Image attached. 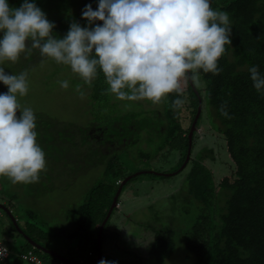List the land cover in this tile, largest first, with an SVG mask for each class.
Instances as JSON below:
<instances>
[{
  "label": "rangeland",
  "instance_id": "obj_1",
  "mask_svg": "<svg viewBox=\"0 0 264 264\" xmlns=\"http://www.w3.org/2000/svg\"><path fill=\"white\" fill-rule=\"evenodd\" d=\"M63 2L61 8L55 3L43 10L55 23L65 18L64 25H60L58 31L54 30L60 36L68 31L73 21L86 24L81 17L86 4L91 3L93 8L97 6V0ZM20 3L21 0H10L12 6ZM69 8L70 12L66 13L65 9ZM8 67V72L29 70L28 92L18 97V101L22 107H30L35 113L37 139L45 152L46 168L40 173L39 180L32 183L13 184L8 177L0 176L3 195L13 196L11 203L5 199L0 202L11 206L23 227L28 221L33 222L54 235L50 248L58 255L68 256L70 247L76 246L77 240L69 241L64 236L58 241L57 231L75 228L70 224L68 214L84 204L93 187L108 180L107 172L112 164L126 175L154 170L167 173L169 175L163 178L141 174L127 185L109 222L104 259L106 256L111 261L131 259V251L146 256L155 236L153 229L172 227L178 249L166 264H188L183 249V230L195 219V210L181 202L179 196L185 189L193 160L202 156L216 184L234 169L225 138L212 129L207 114L204 113L200 121L191 158L184 167L181 159L184 153L164 146L170 138L167 96L156 104L148 100H118L106 91L105 79H94L91 85L84 84L69 66L42 58L38 50H34L31 57L21 56ZM199 77L196 82L203 88ZM61 80H68L67 89L60 86ZM78 84L83 96L76 91ZM6 91L7 87L0 82V92ZM181 115L183 127L187 129L191 123L190 112L184 110ZM9 219L4 212L0 219V240L19 255L20 244L26 240L11 230Z\"/></svg>",
  "mask_w": 264,
  "mask_h": 264
},
{
  "label": "trees",
  "instance_id": "obj_2",
  "mask_svg": "<svg viewBox=\"0 0 264 264\" xmlns=\"http://www.w3.org/2000/svg\"><path fill=\"white\" fill-rule=\"evenodd\" d=\"M61 2L64 3L63 0H36L42 10L55 3H59L57 7L61 8ZM210 6L228 14L232 43L225 45V53L218 61L221 70L217 74L200 71L199 79L204 84L203 88L196 81L185 78L181 81L180 94L173 92L167 95L169 101L166 114L170 138L164 146L184 153V157H181L183 164L190 146V130L201 109L196 127H199L206 113L212 129L224 136L234 169L216 184L213 173L204 164L202 156L193 160L185 189L181 190L179 196L181 202L195 210V219L183 230V249L187 254L188 264H264V94L258 93L253 87L248 72L252 65H258L260 71L264 72V0H213ZM65 10L66 13L70 12V8ZM64 23L65 18L55 23L54 30L58 31L57 28ZM102 79L105 77L102 71H98L95 81ZM178 97L184 103L176 107L173 101ZM222 104H226L228 117L221 115L219 111ZM184 110H189L191 116L187 129L182 124L181 113ZM196 133L197 130L193 134V145ZM115 167L112 164L108 168V180L93 187L84 204L68 214L70 224L75 228L71 231L64 228L57 231L58 241L64 236L69 241L77 240V245L70 247L68 256L62 255L67 264L98 263L100 226L127 176L129 180L122 192L141 174L162 178L167 176L157 170L126 175L121 168L117 170ZM11 197L13 196H4L0 188V200L5 199L11 203ZM0 204L7 207L14 216V219H9L11 230L26 240L20 244L21 253L33 251L46 264H59L63 261L55 254L34 247L31 242L54 252L49 244L55 240L54 235L33 222L28 221L27 228L23 227L11 206L4 202ZM0 209L3 214L4 210ZM111 217L102 233V259ZM153 230L155 236L148 246L146 256L131 251V259L129 257L112 261H128L122 264H166L178 249L176 232L172 227ZM106 258L111 260L109 256ZM23 263L28 262L14 253L0 261V264Z\"/></svg>",
  "mask_w": 264,
  "mask_h": 264
},
{
  "label": "clouds",
  "instance_id": "obj_3",
  "mask_svg": "<svg viewBox=\"0 0 264 264\" xmlns=\"http://www.w3.org/2000/svg\"><path fill=\"white\" fill-rule=\"evenodd\" d=\"M211 2L97 0L95 9L89 3L81 12L85 25L73 21L60 36L36 0H21L19 6L0 0V82L7 87L0 92V176L13 184L32 183L46 168L35 113L18 101L28 92L29 70L8 72L10 63L38 50L42 58L69 66L87 85L102 71L106 91L118 100L156 104L173 92L180 94L183 79L196 81L201 70H221L218 61L232 43L230 20ZM248 72L253 87L264 94V72L258 65ZM59 84L69 87L68 80ZM76 91L84 95L79 84ZM183 103L179 97L173 101L176 107ZM219 111L228 117L226 104ZM98 264L118 262L101 259Z\"/></svg>",
  "mask_w": 264,
  "mask_h": 264
},
{
  "label": "water",
  "instance_id": "obj_4",
  "mask_svg": "<svg viewBox=\"0 0 264 264\" xmlns=\"http://www.w3.org/2000/svg\"><path fill=\"white\" fill-rule=\"evenodd\" d=\"M212 1H213V0H212ZM211 3H212V2H211ZM200 114H201V109H199V112H198V114H197V117H196V119H195V121H194V123H193V125H192V127H191V130H190V134H189V138H190V146H189V149H188V153H187L186 160H185V162H184V167H185V165L187 164V162L189 161V159L191 158L192 145H193V141H192V139H193V134H194V132H195L196 130H198V128L196 127V123H197V121H198V119H199V117H200ZM184 167H183V168H184ZM183 168H182V169H183ZM182 169H181V170H182ZM165 175L168 176L169 174L165 173ZM128 180H129V178H126V179L122 182V185L119 187V189H118V191H117V193H116V195H115V197H114L113 204H112V206L110 207V210H109V212H108V215H107L106 219L104 220V222H103V223L101 224V226H100V232H99V235H98V244H99V251H100V252H99V261L102 259L101 243H102V233H103L104 227H105L107 221L109 220V218L111 217L113 210L115 209V207L118 206V200H119V197H120V195H121V192H122V190H123L124 185L127 183ZM0 208H2V209H3V210H4V211L10 216L11 219H14L13 214L11 213L10 210H8L7 207H5L4 205L0 204ZM14 222H15V224H17V222H16L15 220H14ZM31 242H32V244L34 245V247L39 248V249H41V250H43V251H45V252L55 254L57 258H59V259L65 261V262L67 261L66 258H64L63 256L58 255V254H56L55 252H52L51 250H47L45 247H43V246L37 244V243L34 242V241H31ZM99 261H98V262H99ZM97 264H98V263H97Z\"/></svg>",
  "mask_w": 264,
  "mask_h": 264
},
{
  "label": "built area",
  "instance_id": "obj_5",
  "mask_svg": "<svg viewBox=\"0 0 264 264\" xmlns=\"http://www.w3.org/2000/svg\"><path fill=\"white\" fill-rule=\"evenodd\" d=\"M2 211L0 209V218L2 217ZM13 251L4 243L0 240V261H3L7 259ZM19 257L28 263L32 264H46L45 260L42 259V257L38 256L35 254L33 251H29L26 253H20ZM49 264H57V263H49ZM59 264H67L64 261H61Z\"/></svg>",
  "mask_w": 264,
  "mask_h": 264
},
{
  "label": "flooded vegetation",
  "instance_id": "obj_6",
  "mask_svg": "<svg viewBox=\"0 0 264 264\" xmlns=\"http://www.w3.org/2000/svg\"><path fill=\"white\" fill-rule=\"evenodd\" d=\"M4 213V212H3Z\"/></svg>",
  "mask_w": 264,
  "mask_h": 264
}]
</instances>
